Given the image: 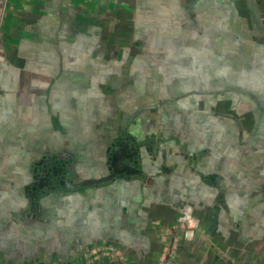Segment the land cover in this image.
I'll use <instances>...</instances> for the list:
<instances>
[{"label":"crops","instance_id":"1","mask_svg":"<svg viewBox=\"0 0 264 264\" xmlns=\"http://www.w3.org/2000/svg\"><path fill=\"white\" fill-rule=\"evenodd\" d=\"M189 1L0 0V264H264V134L250 137L238 120L221 118L211 141L227 161L221 199L213 186L194 189L190 169L171 168L146 188L115 183L68 204L49 195L42 219L27 216L23 193L37 160L71 149L69 125L100 110L85 96L94 79L126 109L132 87L114 84L113 64L129 61L134 32L148 43L137 57L141 73L168 88L212 70L230 22L264 47V0H253L249 14L239 8L234 22L226 7L213 2L202 14ZM200 14L204 33L189 21ZM115 122L95 123L91 141ZM184 200L201 222L188 236L178 221Z\"/></svg>","mask_w":264,"mask_h":264},{"label":"flooded vegetation","instance_id":"2","mask_svg":"<svg viewBox=\"0 0 264 264\" xmlns=\"http://www.w3.org/2000/svg\"><path fill=\"white\" fill-rule=\"evenodd\" d=\"M147 1L153 3L156 0ZM213 2L228 8L230 14L226 15L233 22L239 8L244 7L248 14L254 9L253 0H190L187 4L192 11L203 7L200 10L203 14ZM202 14L196 18L192 16L189 21L192 20L194 29L197 27L204 33ZM229 25L224 35L228 42L220 44V49L214 52L212 70H207L201 78L179 79V83L185 82L179 89L175 84L168 88L156 85L157 81L148 83L137 58L148 43L134 32L132 40L127 43L129 61L118 59L113 64L114 84L122 88L132 87L127 103L123 101L127 104L126 109L119 108V102L115 105L117 95L104 94L103 87L94 79L96 90L85 96L97 97L100 110H87L85 121L69 125L66 136L72 140L71 149L62 147L65 151L60 149L37 160L34 178L23 193V200L31 208L27 216L31 214L33 220L42 219L49 195L63 196L68 204L74 197L89 199L95 190L99 192L115 183L130 182L146 188L157 181L160 173L161 176H171V168L177 171L190 169L196 176L194 189L203 191L207 185L213 186L218 191L217 198L221 199L227 161L225 155L211 145L214 133L220 129L218 122L221 118L233 123L238 120L240 126L244 123L246 129H250V137L255 132L264 134V47L260 42L253 43L251 33L240 31L235 22ZM234 29L238 35L232 32ZM121 37L118 40H122ZM107 104L116 106L114 112L107 110ZM114 120V127L103 131L100 139L93 143L90 137L93 125H106ZM200 137L201 141L198 140ZM81 138H84L83 142L79 141ZM222 146L223 142H220L218 147ZM78 155L87 161H78ZM163 163L166 166L162 168ZM90 166L93 173L88 172ZM194 204L193 200H184L178 205V221L187 227L186 236L194 234L201 225ZM107 244L115 249L113 244Z\"/></svg>","mask_w":264,"mask_h":264},{"label":"built area","instance_id":"3","mask_svg":"<svg viewBox=\"0 0 264 264\" xmlns=\"http://www.w3.org/2000/svg\"><path fill=\"white\" fill-rule=\"evenodd\" d=\"M183 220L186 221V217H184ZM189 233H190V231L188 230L187 231V234H189Z\"/></svg>","mask_w":264,"mask_h":264},{"label":"rangeland","instance_id":"4","mask_svg":"<svg viewBox=\"0 0 264 264\" xmlns=\"http://www.w3.org/2000/svg\"><path fill=\"white\" fill-rule=\"evenodd\" d=\"M184 229L186 230V229H187V227H185ZM105 245H107L108 247H110L108 244H105Z\"/></svg>","mask_w":264,"mask_h":264},{"label":"water","instance_id":"5","mask_svg":"<svg viewBox=\"0 0 264 264\" xmlns=\"http://www.w3.org/2000/svg\"><path fill=\"white\" fill-rule=\"evenodd\" d=\"M32 204H34V201H33V203Z\"/></svg>","mask_w":264,"mask_h":264}]
</instances>
